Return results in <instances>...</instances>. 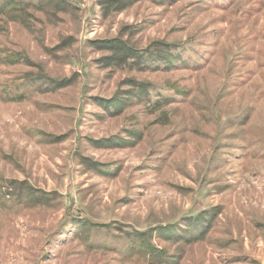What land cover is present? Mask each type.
I'll list each match as a JSON object with an SVG mask.
<instances>
[{"label": "rangeland", "instance_id": "rangeland-1", "mask_svg": "<svg viewBox=\"0 0 264 264\" xmlns=\"http://www.w3.org/2000/svg\"><path fill=\"white\" fill-rule=\"evenodd\" d=\"M17 1L25 19L0 13V264H264V0L106 16L101 0ZM112 38L141 54L170 43L173 61L101 65L88 42ZM111 136L121 146H97Z\"/></svg>", "mask_w": 264, "mask_h": 264}, {"label": "trees", "instance_id": "trees-1", "mask_svg": "<svg viewBox=\"0 0 264 264\" xmlns=\"http://www.w3.org/2000/svg\"><path fill=\"white\" fill-rule=\"evenodd\" d=\"M47 1H51V0H45ZM120 1V2H119ZM132 1L135 0H101L99 2L101 10L103 11V15L106 16V12H108V8H110V6H113L117 9L121 8L123 5H126ZM17 0H0V13H4L6 11H8L9 16L11 17L12 20H16V19H20L23 20L25 19V15L21 16V14L23 13H19V11H21L20 8H17ZM52 4L60 7V9H62L61 5V1L59 0H52ZM23 17V18H22ZM28 25V24H25ZM24 25V26H25ZM73 41L72 37H62L60 39V41L53 47L48 48L45 47V50L47 51V53H53L54 51H56L57 49H65L67 46L71 45V42ZM89 46L91 47H95V49L97 48V50H104L106 51L108 54L101 56L100 58L97 59L98 63L101 65H105V66H109L111 64L113 65H124V64H129V63H143L146 62V59L148 58H152L156 60V61H169V63H171L173 61V57H172V53H171V49L173 47L172 44L170 43H164V44H159V46H163L166 47L168 45H170V49H167L166 51H162L161 54H154L151 52H146L143 51L144 53L141 54V51L137 52L134 48L126 45L120 38H112V39H93V40H89ZM176 47H179L178 45H176ZM56 53V52H54ZM156 55V56H155ZM12 56H8L7 59L11 60ZM14 60L11 61V64H13ZM189 61L187 60H183L181 61V64H187ZM159 65V64H157ZM156 68V66H154ZM45 80V83H49V85L51 84L53 87L55 88H59V87H65L67 85H70L72 79L70 77H61V78H53V77H49V76H44L41 77ZM40 77L37 78L36 81H39ZM25 94H18L17 96H9V100H20L23 97H25ZM123 99V98H120ZM100 101H103L104 103H112L114 101V98H110V99H100ZM98 103V102H97ZM115 103V102H114ZM99 105V104H98ZM105 106V105H104ZM107 107V106H105ZM159 119L167 121L168 120V116L163 114L162 116H158ZM47 137L53 138L55 137L57 140H61L63 138L66 137V134H44ZM123 137H119V136H111L108 138H103V139H98L96 144H101L104 143L102 145H97V146H102V147H119L121 146L120 143L121 141H123ZM100 141V142H99ZM125 146H127L126 144H124ZM109 147V148H111ZM83 159V164L96 172H100L103 174H107L109 173L108 168L110 167V164L108 163H100L98 161H93L89 158H82ZM18 183V182H15ZM14 184V183H11ZM2 186V185H0ZM26 190V194L25 198L31 197L34 195V197L36 196L37 192L34 191V189L31 186H26L25 187ZM43 193V192H42ZM44 194V193H43ZM45 195V194H44ZM39 197V196H36ZM3 198V197H2ZM20 198H22L21 196H18L17 199L20 200ZM35 199V198H34ZM4 201H8L7 199ZM10 202V200H9ZM205 219H207V212H202L200 213L199 219L197 220V222H203ZM212 220V218H211ZM91 226L93 227H98V226H102V224H98V223H90ZM175 225L174 224H169V225H165L160 227L159 232L162 231V233L164 234L165 237L170 238L171 235V231H173V227ZM172 227V228H171ZM209 228L208 226H205L200 232H198V234H196L195 236H193L191 239H202L204 237L205 231H207ZM170 232V235H168ZM184 233V232H182ZM139 247H142V244H140Z\"/></svg>", "mask_w": 264, "mask_h": 264}]
</instances>
